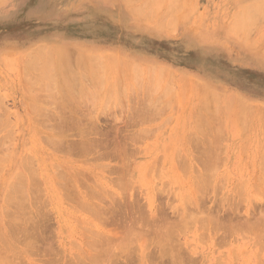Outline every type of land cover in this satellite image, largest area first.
I'll return each mask as SVG.
<instances>
[{
    "label": "rangeland",
    "instance_id": "374dc122",
    "mask_svg": "<svg viewBox=\"0 0 264 264\" xmlns=\"http://www.w3.org/2000/svg\"><path fill=\"white\" fill-rule=\"evenodd\" d=\"M132 1L0 0V138H2V141L0 139V157L2 156L3 158H0V161L2 160L0 162V242H3L0 243V248L2 250H0V261L3 264H26V262H28V264H52V258L54 259L56 257V264L60 260L58 264H63V262H65L64 264H78L81 261H84L85 264H91L92 260L93 262L95 260L91 259V262H87L89 259L85 257L86 255H84V253L86 251L87 255L89 254L88 252H90V254L91 252L95 253L97 248L99 250H97V252H100L99 247L102 246L106 248V250L104 247L101 249L106 252L104 255L107 257L106 259L101 257L102 264H105V261L108 262L107 260H109L110 263L112 262L111 264H115L113 261H116L118 256L116 257L114 255H119V253H122L119 255L121 257H119V259L122 263L118 259V263L116 264H119V262L120 264H130L131 262L136 264L135 262H137V259L140 264L142 258L140 256L136 258V256L132 254L136 253V248L139 250L137 253L141 254L140 248L144 249V247L147 246V244L146 246L144 245L147 243V240L143 238L144 236L142 233L141 235L138 233V229L137 232L135 230H133V232L131 230L130 232L128 231V228H131L129 226L132 224L133 216L134 219L138 220L140 217L142 218L145 212L144 215L146 216H144V218L147 217V219H149L153 218L152 215H158V218H162V223H172L173 217V221L176 222L180 216L177 211H182L180 214L184 215L183 217L186 216L185 214H187L188 211L186 213V208L184 207H187V210L188 208L189 211L191 209V218L193 216L197 218L198 214H201V211H203V215L205 212V215H207V212L211 210L216 214L218 209H220V213H217L215 216L222 217L223 220L228 218V216L233 217L235 220H241V218L244 220L251 217L250 219L254 222V219L256 220L259 218V214L262 216L264 213V14H262L261 17V13L263 12H254V10L251 13L254 15H250L249 18L251 21V26H249L250 29L247 30L248 27H246V29H233L232 26L235 24L234 21H236L233 19L234 15L236 14L235 16L237 17L246 4L248 7V3H250V1L253 3L255 0H179L180 2H178V4L179 7L180 5L181 7L171 10L173 12H171L169 8H167L169 11H166L164 8L165 6H163V8L161 6L159 8L160 10L158 9L159 11L156 13L154 12L153 15L150 13L152 16L148 15L149 18L150 16L154 18L158 14V18H154L155 21L153 18H150V20L148 17H145L146 15L144 16V14L149 12V9L148 12H145L147 11L148 5L146 7L143 6L145 11L141 7L144 0ZM146 1L148 0L144 1V5L147 4ZM256 1L258 3V0ZM150 2L151 0H149L148 3ZM260 2L261 0L259 3ZM262 2L264 3V1ZM135 3L137 4V8L138 6L141 7L138 8L139 11L142 9L141 14L137 8L134 7L136 5ZM139 3L141 5H139ZM240 5L242 8H240ZM251 6H253V4ZM254 6L252 8H254ZM160 13L162 15H160ZM255 13H260V17L257 16V14L255 15ZM160 17L163 18L161 19ZM253 17L254 20H252ZM156 19L159 20L156 22ZM248 25H250V23ZM43 47L46 49L47 47L52 48V52L64 50L68 53L67 51L69 50L68 54H72L73 56L77 53H80L82 57H90L91 55V57L93 56L95 58L96 56L99 59L102 55L105 57L109 56L110 58H108L111 61L108 59L109 61L106 62L107 58L105 60V57L101 59L104 65H101L100 69L106 67L107 70H103V73H98L103 77L98 76V78L96 76L97 80L94 75L91 76L92 73L90 71H78V73L74 74L75 76L68 79L67 84L71 81V83H69L70 86L72 85L71 89L73 86L74 89H77L79 86L78 89L80 91H85L83 92L84 95L82 92H80V94H75L76 97L73 96L75 98L74 100L72 98L73 94L70 95L71 100L69 95L63 92V88L65 87L66 89L67 86L66 82L62 81L65 80V78L62 79L60 78L61 76H58L61 80V84L59 83L60 86L56 83L57 81L59 82L58 79H56L57 81L55 80L56 82L51 81V83H48L45 81V77H40L39 68L37 66H31L32 63H29L31 55H33L32 53H36V50L39 51V49L42 51L45 50ZM40 53L38 54L40 55ZM26 55L27 57L25 60ZM39 57L40 61H44L43 55ZM39 63L42 64V62ZM107 63H109V65ZM115 63H117V65ZM135 63L138 64L139 68L138 66H133L136 65ZM86 65H84V67ZM109 66L111 68L110 71H108ZM131 67L134 68L132 69ZM151 68H155V71ZM89 69L90 67L88 70ZM131 69H135L138 74L135 70V72H133ZM138 69L142 71H138ZM160 71L163 72L161 73L163 75L160 74ZM79 72L82 73L80 76ZM152 72H154V74ZM76 74H78V76ZM157 75L159 78H157ZM81 77L82 79H79ZM103 78L104 82L100 84V79L103 80ZM73 79L74 82L72 84ZM40 81H42L43 87L41 86L42 83H39ZM80 81L82 86L79 84ZM45 83L46 85L49 84V87L53 89H61L62 86V91L59 90L60 94L62 92V95L65 94L67 96H56V94H58L57 91L55 93V96L59 98H55L57 102L51 97L44 100L45 94L47 93L46 91H51V88L48 89L46 85L44 86ZM64 83L65 86L63 85ZM44 87H46L47 90H45L46 88ZM115 87H117L116 92L113 91ZM97 89L101 93H99ZM102 89L104 92L101 91ZM54 91L55 90H53V92ZM102 92L103 94L106 92L104 96H102ZM40 94L44 96V98H42L44 101L41 99L42 102L37 98L38 96L41 97ZM87 94L88 96H86ZM46 96L49 97L48 93ZM66 97L67 99L65 100ZM45 101H48V103ZM58 105L62 106V110H60L62 114L60 113L61 116L59 115V117H63L64 124L61 118L52 119L48 117L49 119H46L47 116H44L46 112L49 114V111L54 115L56 110V113L59 114L58 112L60 111L56 109ZM45 108L49 110H45V113H41V110L44 111ZM51 108L55 111L52 112V110H50ZM80 109L82 111H80ZM104 109L105 111H103ZM87 111L91 114L87 113ZM138 111L141 113H138ZM38 113H41L39 115L43 114L42 116L44 117L42 118H45L46 123L43 119L41 120V117L40 120L37 119ZM80 113L82 116L79 115ZM55 116L57 117V115H54V117ZM71 116H75L80 120L82 118L85 119L81 121L75 120V124L77 125L75 127L74 122L69 125L71 122L68 121V119L73 120L75 118H71ZM135 117H140V120ZM54 119H56L57 122L50 124ZM88 119H90L89 123ZM47 120L49 123H47ZM37 121H40V124H38ZM41 121H43V124ZM85 122H87L86 125ZM80 123H84V125H79ZM56 124H62L64 131H57ZM65 125L69 127L73 125L74 127H68L66 130L67 126L64 127ZM99 128H101V131ZM51 129H53V131ZM85 129L89 131L86 135L83 134ZM60 133L63 134L58 135ZM48 134H56L58 136V141H55L57 142L56 144L50 140L46 142L47 137L43 138V135L47 136ZM115 134L118 136L116 135L117 137H114ZM81 135H83V137H81ZM108 137L110 138L108 139ZM129 137L131 138L129 139ZM59 138L65 139V141L61 139L64 143L67 142V144H64V148L60 147L61 150L60 148L57 150L58 147L56 148L58 144L63 146V143H58L59 141L62 142ZM104 138L106 139L103 141L102 139ZM90 140H99L102 144H99L100 146L98 145L99 148L98 146H95V148L93 147L95 151H92V149L91 151L89 150L91 155L89 151H87L88 153H82V151L86 152V149L85 146V150H83V146L80 149V146L84 145V142H91ZM50 142L55 145L52 146L56 149L51 148V145L48 144ZM76 142L77 144H80L78 142H83L78 146L79 150L77 149ZM89 144L90 143H88V145ZM90 145L89 147H91ZM196 146H199L200 149ZM206 146L210 149H207ZM75 147L81 153L73 149ZM202 148H205L203 149L204 152ZM100 149H102L101 152L99 151ZM100 153L102 154L99 155ZM107 153L108 155H105ZM110 153L112 155H110ZM211 153L214 154L211 156ZM13 154L16 155L15 157L20 158H18L19 163L21 161L23 162L25 158V161L28 162L29 160L30 163H32L33 160L32 165L28 164V166L26 162L24 163L28 168L36 166V168L34 167L35 169L31 168V171L33 170L32 175H35V177L33 176L32 178H35V181H33V179L29 182V184H32V186L30 185L29 187V192L25 193L24 190L19 192L15 187L16 183L13 179L9 181L10 183H3L1 181L2 178H10L11 174H13V176L15 175L14 172H16V168H12V161H10ZM194 154H196V156ZM98 155L101 156V158H99ZM197 155L201 156L198 157ZM216 155L217 158H215ZM30 157L32 160H30ZM201 159L208 160H205V164ZM209 163H211V165ZM101 164L105 166L102 167ZM57 166L58 168H56ZM206 167L207 169H209V167L211 168L205 170ZM55 169L58 173H56ZM26 170L28 171V169ZM108 170L110 172H107ZM204 170L210 171L213 174H211L213 180L207 177L208 174L210 175L209 172L206 175L203 174L207 173L204 172ZM35 171H37L38 174ZM24 172L26 173L25 169ZM122 172L126 175L123 176ZM201 172L202 174H200ZM193 174L195 175L193 176ZM36 175H38V177ZM60 175L63 177H60ZM198 175H200L201 178L200 176L198 177ZM119 176L121 177L119 178ZM202 176L205 177L204 180L206 183L203 181L204 177L202 178ZM69 177L70 180L67 179ZM108 177H111L110 179L113 181L109 180ZM197 177L199 181L196 179ZM36 178H39L41 185ZM36 180L39 183H36ZM69 181H73L72 184L69 183ZM123 182L125 187H128L127 189H124V184H121ZM114 183L115 186H113ZM10 184H13V186ZM34 184L36 185L33 186ZM102 186L103 188H101ZM14 187L16 188V192L13 190ZM41 187L43 188L41 189ZM201 187H203V189ZM91 189L94 190H92L95 193L93 196H97L96 198H90ZM102 189L103 191L106 190V192L104 193ZM121 189H123L122 192ZM39 190L42 194L41 192L39 193ZM201 190L205 193L203 194V198ZM9 191L11 192V197L8 198V193L6 192ZM88 191H90V193ZM96 191L99 193H96ZM108 191H111V193ZM72 192L75 194H72ZM196 193H198V195ZM64 194L66 195L63 196ZM88 194L90 197H86ZM185 194H188L187 196H190V198H186ZM37 195L40 196L38 197ZM34 196L36 198H34ZM13 197L19 199L17 200ZM196 197L198 200H195V202L194 199ZM184 198L187 199V205V202L183 201ZM41 199L42 203L40 201ZM204 199L207 204H205L206 202ZM28 202L33 205H28ZM35 203L37 204L35 205ZM84 203H90V206L96 204L95 207H98L97 209L93 207V209H88V205L85 207V210L84 208L80 209L81 206H78L81 204L82 207H84ZM92 203L94 204L91 205ZM179 203L180 206L178 205ZM195 203H200L199 210L197 207L194 209L196 205L194 206L193 204ZM202 203L203 205H201ZM125 204L130 206L128 207ZM114 205H119L120 210L117 208L118 206L113 209ZM218 205L221 206L218 207ZM134 206H136V208ZM141 206L142 211L144 207V212L141 211L142 213L140 212ZM107 207H109V209L106 210L105 208ZM156 207L159 210L156 211ZM211 207L213 209H211ZM20 208H24V212H22ZM102 208L106 213H104L105 211L103 210L101 211ZM145 208H147L148 211ZM177 208H180V210H176ZM200 208H202L201 211ZM193 209L194 211L197 210V212L195 211V213H198L196 216H192ZM115 210L119 211L116 212L117 215L115 214ZM2 211L5 212L2 213ZM258 211L260 213H258ZM155 212L158 213L156 214ZM159 213L161 216H159ZM225 213L227 214L225 215ZM188 214L185 218L188 217ZM128 215L131 217L129 218ZM107 216L109 218H107ZM137 216L139 218H137ZM165 216H167V218ZM102 218H104L105 222L101 220ZM191 218L182 220V222L189 221L188 223H184L186 224L184 228L178 226L182 224L179 219L181 223L179 224L176 222L178 227L174 228L177 230H172L173 236H176H174V238L171 237L176 251H184L185 253H183L191 258L190 260L192 261L189 260L188 262V259H186L185 264L186 261L187 264H261L264 262V234L262 235L263 238H261V234L264 233V226H260V235L259 232H256L258 231L257 228V230L255 229L254 235V230L250 232L253 228L246 227L245 225L238 227L237 231L235 228L233 232L224 230L226 227L217 230L215 228L213 230L211 226L209 230V227L206 226L205 230V224L201 221L189 220ZM117 219H119L118 221L121 220V222H118ZM164 219L165 222L163 221ZM127 220L130 221L128 222ZM190 221L192 223H190ZM23 222L25 226H21ZM30 222L33 224L31 225ZM101 222L104 223L102 224ZM117 222L119 225L121 223V227ZM130 222L131 224H129ZM199 222L202 223L204 227L201 226ZM123 223L125 224L123 225ZM110 224L114 225L111 226ZM190 224L191 228L188 226ZM14 225L16 226L15 229L13 228ZM35 226L37 231L35 230ZM37 226H39L38 229ZM137 226L135 228H137ZM192 226H194V228ZM199 226L204 229H197ZM88 228H90L89 231L92 230V232H88ZM20 229H23V231ZM221 229L224 233L220 231ZM14 230H16V233ZM29 231H31V233H29ZM182 231L184 232L182 233ZM217 231L218 233H215ZM8 232H10V234ZM83 233H85V235ZM98 233L100 235L104 234V236L101 235V238H98ZM132 233L135 235H133V238L135 237L137 240H141L139 239L140 236L146 242L143 244L144 240L141 242H136L135 238L132 240V235H129ZM116 234H120L122 237H119V235L117 238ZM150 235L147 239L150 238ZM93 236L96 238L95 240L92 238ZM256 236L258 237L257 240L255 239ZM114 237H116L115 239L120 238L121 240L119 241L120 243L122 241L123 244L119 245V241L116 240L118 242L117 244ZM125 237L127 239L129 238V241L125 242L126 239H122ZM18 238L22 239V241ZM46 238L47 240H45ZM97 238L99 240H97ZM42 239L43 241H41ZM104 239L106 241H104ZM202 239L205 241L203 242ZM130 240L135 243H131ZM5 241L7 242L5 243ZM30 241L32 244L29 243ZM95 241L98 244H96ZM107 242H111V245ZM112 242L119 247L115 245L117 248L114 246V249ZM124 242L126 245H124ZM4 243L5 245H3ZM100 243L102 246H100ZM130 243L132 245H137L132 246ZM140 243L144 246L142 245L143 247H141ZM103 244L112 246L108 249L110 252L107 250L106 245ZM178 244L181 249L178 247ZM38 245L41 248H39ZM89 245L94 246L92 250H90L91 246ZM127 245L129 246L128 248ZM130 245L133 249V251L131 249V252H134L135 248V253L130 254V251H126V248L128 250L130 249ZM51 246L53 247L51 248ZM120 246L125 248L126 257H124L125 251H123ZM17 247H19L18 249H20L19 251L22 255H20V258L24 259V261L25 259L27 260L25 263L23 260H21V262L20 258L19 261L16 262L18 260L16 258L19 257V255H16L18 253H15L18 251ZM151 248L155 250L153 245L149 247V250ZM11 249L12 253H10ZM25 249H27L29 253L26 252L27 250ZM39 249H42V251ZM48 249L50 250L49 252ZM111 250L113 252L116 250V252L112 253ZM119 250L122 251L120 252ZM258 250L260 252L262 251V253ZM36 252H38V255ZM50 252H54L56 255ZM75 252L78 253V256L81 255L85 258H79ZM3 253L7 257L3 256ZM13 253L15 254L13 255ZM12 255H16V257H12ZM128 255H132L134 260L131 261V256L128 259ZM151 255L146 257V260L149 262L144 258L142 264L161 263L159 257L158 262L156 255H153L156 258H151ZM192 255L196 256L193 258L194 260L192 259ZM31 256L34 257V260ZM38 256L40 258L42 257V259L40 260ZM65 256L67 258H65ZM4 257L10 262L5 260ZM49 257L52 262L49 261ZM88 257L91 258L90 256ZM46 258L49 262L45 261V263L44 260H46ZM75 258H79L78 261H81L78 262ZM101 258H99V261L97 260L98 263L95 261L94 264H101ZM13 259H15L14 261L16 263L12 262ZM73 259L75 261H73ZM110 259H112V261ZM82 262L80 264H82Z\"/></svg>",
    "mask_w": 264,
    "mask_h": 264
},
{
    "label": "bare ground",
    "instance_id": "6f19581e",
    "mask_svg": "<svg viewBox=\"0 0 264 264\" xmlns=\"http://www.w3.org/2000/svg\"><path fill=\"white\" fill-rule=\"evenodd\" d=\"M131 1H132V0H131ZM134 1H137V0H133L132 2H134ZM140 1H141V0H140ZM144 1H145V0H144ZM144 1H143V3H142V6H141L142 9L144 10L143 6L146 7L147 5H148V7H147V11H145V10H144V11H145V12H148V9H149V12H148L149 14H148V13H147V14H144V16L146 15L145 17H148V15H151L150 13H152V15H153L154 12L156 13L157 11H159V10H160L159 8H160L161 6H162V8H163V6H165L164 8H165L166 11H169V10H167V8H169L170 11H171V10H175V9H178V8L181 7V5H180V7H179V4H178V2H180L179 0H151L150 3H148V2H149V0H148V1H146L147 4H145V5H144ZM253 1H254V0H253ZM259 1H260V0H258V3H257L256 0H255V2H253V3H251V1H250V3H248V7H247V4L245 3V4H246V5H245L246 7L244 6V8H242V6L240 5V8H242L243 10L241 11L240 14H238L237 17L235 16L236 14L234 15V18H233V19L236 20V21H234L235 24H234V23H233V24H234L236 27L233 25V26H232L233 29H246V27H248L247 30L250 29L249 26H251V21L249 20V18H250V15H252V16L254 15V14H251L254 10H255L254 12H260V13L263 12V13H261V17H262V14H264V3H263L262 1H264V0H261L260 3H259ZM146 2H145V3H146ZM137 3H138V2H137ZM254 3H255V6H254ZM129 4H130V3H129ZM135 4H136V3H135ZM252 4H253L254 8H252V7H253V6H251ZM139 5H141V4L139 3ZM131 6H132V5H131ZM136 6H137V4H136L134 7H136ZM250 6H251V8H250ZM134 7H133V8H134ZM141 7L138 6V8H141ZM136 8H137V7H136ZM138 8H137V10L139 11ZM142 9L139 11L140 14H141V12H142ZM158 9H159V10H158ZM251 9H253V10H251ZM131 10H134V9H131ZM137 10H136V11H137ZM163 10H164V9H163ZM238 10H239V9H238ZM257 10H258V11H257ZM134 11H135V10H134ZM138 11H137V12H138ZM144 11H143V12H144ZM150 11H151V12H150ZM161 11H162V10H161ZM166 11H165V12H166ZM139 12H138V13H139ZM145 12H144V13H145ZM162 12H163V11H162ZM162 12H161V13H162ZM171 12H173V11H171ZM161 13H160V15L163 14V13H162V14H161ZM167 13H168V12H167ZM260 13H259V14H260ZM256 14H257V16H259L258 13H255V15H256ZM152 15H151V16H152ZM142 16H143V15H142ZM151 16H150V18H151ZM155 16H156V14H155ZM235 17H236V18H235ZM259 17H260V16H259ZM148 18H149V17H148ZM150 18H149V19H150ZM152 18H153V17H152ZM152 18H151V19H152ZM154 18H158V14H157V16L154 17ZM154 18H153V20H154ZM160 18H161V17H160ZM162 18H163V17H162ZM162 18H161V19H162ZM256 18H258V17H256ZM256 18H255V19H256ZM151 19H150V20H151ZM258 19H259V18H258ZM258 19H257V20H258ZM261 19H262V18H261ZM158 20H159V19H158ZM158 20L156 19V22H157ZM252 20H254V17L252 18ZM154 21H155V20H154ZM256 22H257V21H256ZM256 22H255V23H256ZM249 23H250V25H248ZM255 23H253V24H255ZM38 48H39V47H38ZM43 48H45V47H43ZM50 49H51V50H50ZM40 50H41V49H39V51L36 50V53H35V52L32 53L33 55H31V58H30L31 60H30L29 63H32L31 66H37V67L39 68V71H40V74H41L40 77H42V76H43L42 78L45 77V81L48 82V83H51V81H55L56 79H58L59 82H58L57 80H56L57 82H56V81H55V82L58 83V85L60 86V84H61L60 81H61V80L59 79L58 76H61L60 78H62V79L65 78V80H62V81H65L66 84H67L68 79H70V78H72L73 76H75L74 74H75V73H78V71H85V72H89V71H90V72L92 73L91 76L94 75V77H96V76H97V77H98V76H99V77H103V76H100L98 73H101V72L103 73L104 71L107 70L106 67H103V68L100 69V66H101V65H102V66L104 65L103 60H101L102 58L104 59V57H105V56H103V55H102V57L99 56L100 59H99L98 57H96V56H95V58H94L93 56L91 57V55H90V57H88V56H84V57H85V58H84V57L81 56L80 53L75 54V56H73L72 54H71V55L68 54V53H69V50L67 51L68 53H66V51H64V50H60V52H57V51H54V50H53L54 52H52V48H50V47H49V48L47 47V49L45 48V50H43L44 52H43L42 50H41V51H40ZM33 51H34V50H33ZM33 51H32V52H33ZM45 51H47V52H45ZM40 52H42V53H40ZM51 52H52V53H51ZM30 53H31V52H30ZM38 53H40V55H39ZM35 54H36V56H35ZM49 54H50V55H49ZM88 54H89V53H88ZM88 54H87V55H88ZM103 54H105V53H103ZM41 55H43V57H44V58H43L44 61H40V59H39L40 57H39V56H41ZM76 55H77V56H76ZM79 55H80V56H79ZM83 55H84V54H83ZM29 56H30V55H29ZM78 56H79V57H78ZM113 56H114V55H113ZM26 57H27V55L25 56V60H26ZM32 57H33V60H32ZM35 57H36V58H35ZM86 57H87V58H86ZM108 57H109V56H106V57H105V60H106V58H107L106 62L110 60V59H109L110 57H109V58H108ZM119 57H120V56H119ZM119 57H118V58H119ZM96 58H97V59H96ZM43 59H42V60H43ZM83 59H85V60H83ZM108 59H109V60H108ZM120 59H121V58H120ZM35 60H36V61H35ZM37 60H38V62H37ZM117 60H119V59H117ZM85 61H86V62H85ZM110 61H111V60H110ZM119 61H120V60H119ZM119 61H118V62H119ZM122 61H123V60H122ZM122 61H121V62H122ZM26 62H27V61H26ZM39 62H42V64H40ZM38 63H39V64H38ZM86 64H87V65H86ZM89 64H90V65H89ZM105 64H106V63H105ZM107 64L109 65V63H107ZM115 64L117 65V63H115ZM115 64H114V65H115ZM135 64H136V63H135ZM28 65H29V64H28ZM84 65H86V66L84 67ZM111 65H112V64H111ZM141 65H142V64H141ZM133 66L137 67L138 64L133 65ZM37 67H36V68H37ZM87 67H88V68L90 67V69L88 70ZM112 67H113V66H112ZM121 67H122V66H121ZM152 67H153V66H152ZM114 68H115V67H114ZM116 68H117V67H116ZM123 68H124V67H123ZM127 68H128V67H127ZM131 68H132V67H131ZM133 68H134V67H133ZM133 68H132V69H133ZM138 68H139V66H138ZM142 68H143V67H142ZM161 68H162V67H161ZM80 69H81V70H80ZM86 69H87V71H86ZM99 69H100V70H99ZM110 69H111V68H110V66H109V70H108V71H110ZM132 69H131V70H132ZM151 69H153V68H151ZM154 69H155V68H154ZM154 69H153V70H154ZM159 69H160V68H159ZM35 70H36V69H35ZM37 70H38V69H37ZM103 70H104V71H103ZM134 70H135V69H134ZM134 70H132V71L135 72L136 70H135V71H134ZM153 70H152V71H153ZM160 70H161V69H160ZM164 70H165V69H164ZM39 71H38V72H39ZM138 71H142V70H139V69H138ZM154 71H155V70H154ZM161 71H163V70H161ZM161 71H160V74L164 72V71H163V72H161ZM118 72H119V71H118ZM108 73H109V72H108ZM136 73L138 74L137 71H136ZM136 73H135V74H136ZM152 73L154 74V72H152ZM38 74H39V73H38ZM81 74H82V73L79 72V76H80ZM86 74H87V73H86ZM89 74H90V73H89ZM118 74H119V73H118ZM133 74H134V73H133ZM170 74H171V73H170ZM76 75L78 76V74H76ZM158 75H159V73H158ZM158 75H157V78H159ZM161 75H163V74H161ZM82 76H83V75H82ZM37 77H38V76H37ZM40 77H39V80H40ZM55 77H56V78H55ZM97 77H96V80H97ZM99 77H98V78H99ZM127 77H128V76H127ZM47 78H48V79H47ZM74 78H75V77H74ZM90 78H91V77H90ZM79 79H82V77L79 78ZM36 80H37V79H36ZM48 80H49V81H48ZM76 80H77V77H76ZM33 81H34V80H33ZM160 81H161V80H160ZM171 81H172V80H171ZM73 82H74V79L72 80V84H73ZM85 82H86V81H85ZM87 82H88V81H87ZM101 82H104V78H103V80L100 79V84H101ZM36 83H37V82H36ZM39 83L41 84L42 81H40ZM39 83H37V84H39ZM48 83H47V84H48ZM59 83H60V84H59ZM69 83H71V81H69L68 84H67L68 88H67V86H66V89H65V87L63 88V92H64L65 94H68V95H69V98L71 97L70 95L73 94V95H72V98H73V100H74L75 98H74L73 96H75V94H77V93L80 94V92H82V91H80V90L78 89L79 86L77 87V89H74V88H73L74 86H73L72 89H74V90H72V89H71V86H72V85L70 86ZM80 83H81V81L79 82V84H80ZM94 83H95V82H94ZM157 83H158V82H157ZM171 83H172V82H171ZM81 84H82V83H81ZM81 84H80V85H81ZM45 85H46V83L44 84V86H45ZM55 85H56V84H55ZM58 85H57V86H58ZM63 85L65 86V83H64ZM83 85H84V84H83ZM102 85H103V83H102ZM119 85H120V84H119ZM41 86L43 87V83H42ZM46 86H47L48 89L51 88V87H49V86H50L49 84L46 85ZM59 86H58V87H59ZM69 86H70V87H69ZM76 86H77V85H76ZM81 86H82V85H81ZM84 86H85V85H84ZM88 86H89V84H88ZM95 86H96V85H95ZM100 86H101V85H100ZM101 87H102V86H101ZM103 87H104V85H103ZM44 88H46V87H44ZM47 88H46L45 90H47ZM69 88H70V89H69ZM87 88H88V87H87ZM89 88H90V87H89ZM91 88H93V87H91ZM108 88H109V87H108ZM116 88H117V87L114 88L115 90H113V89H110V90H113V91L116 92ZM204 88H205V87H204ZM52 89H53V88H51L52 93H51L50 90L46 91V92L48 93L49 97L46 96L47 93H46L45 91H43V92L46 93V94H45V98H44V96H41V94H40L41 97H39V96H38V97L36 96V97L39 98L38 100H39L40 102H42V100H43L42 98H44V100H47V98H50V97L53 98V100H55V101L57 102V99H59V98H57L56 96H64V95H65V94L62 95V92H61V94H60V91H59V90L62 91V86H61V89H60V88H56V89H58V90H56V89L54 88V89H53V90H55L54 92H53ZM64 89H65V90H64ZM80 89H81V88H80ZM95 89H96V88H95ZM205 89H206V88H205ZM43 90H44V89H43ZM78 90H79V91H78ZM82 90H83V89H82ZM87 90H88V89H87ZM93 90H94V89H93ZM97 90H98V89H97ZM107 90H108V89H107ZM110 90H109V92H110ZM49 91H50V92H49ZM57 91H58V94H60V95L56 94V96H55V93H56ZM90 91H91V90H90ZM95 91H96V90H95ZM98 91H99V90H98ZM101 91H103V89H102ZM83 92H85V91L83 90ZM83 92H82V94H83ZM86 92H87V91H86ZM91 92H93V91H91ZM103 92H104V91H103ZM103 92H102V94H103ZM38 93H39V92H38ZM99 93H101V92L99 91ZM105 93H106V92H105ZM105 93H104V94H105ZM89 94H90V93H89ZM93 94H94V93H93ZM93 94H92V95H93ZM102 94H101V95H102ZM104 94H103L102 96H104ZM114 94H115V93H114ZM116 94H117V93H116ZM35 95H36V94H35ZM43 95H44V94H43ZM83 95H84V94H83ZM98 95H99V94H98ZM65 96H67V95H65ZM65 96H64V97H65ZM86 96H88V94H87ZM75 97H76V96H75ZM93 97H94V96H93ZM211 97H212V96H211ZM55 98H57V99H55ZM69 98H68V99H69ZM96 98H97V97H96ZM117 98H118V97H117ZM41 99H42V100H41ZM62 99H63V98H62ZM66 99H67V97L65 98V100H66ZM70 99H71V98H70ZM86 99H87V98H86ZM213 99H214V98H213ZM44 100H43V101H44ZM71 100H72V99H71ZM71 100H70V101H71ZM94 100H95V99H94ZM214 100H215V99H214ZM55 101H54V102H55ZM58 101H59V100H58ZM92 101H93V100H92ZM45 102L48 103V101H45ZM59 102H60V101H59ZM72 102H73V101H72ZM72 102H71V103H72ZM93 102H94V101H93ZM43 103H44V102H43ZM43 103H42V104H43ZM94 103H96V102H94ZM149 103H150V102H149ZM40 104H41V103H40ZM73 104H74V103H73ZM77 104H78V103H77ZM98 104H99V103H98ZM146 104H147V103H146ZM150 104H151V103H150ZM242 104H243V103H242ZM244 104H245V103H244ZM62 105H63V104H62ZM152 105H153V104H152ZM152 105H151V106H152ZM245 105H246V104H245ZM63 106H65V105H63ZM66 106H67V105H66ZM145 106H146V105H145ZM148 106H149V105H148ZM148 106H147V107H148ZM153 106H154V105H153ZM40 107H41V106H40ZM56 107H57V106H56ZM56 107H55V108H56ZM58 107H59V108H58ZM58 107H57L56 109H58L59 111L62 110V109H61L62 106H59V105H58ZM92 107H93V106H92ZM53 108H54V107H53ZM63 108H64V107H63ZM134 108H135V107H134ZM142 108H143V107H142ZM142 108H141V109H142ZM145 108H146V107H145ZM145 108H144V109H145ZM242 108H243V107H242ZM71 109H73V108H71ZM100 109H101V108H100ZM105 109H106V106H105ZM105 109H104L103 111H105ZM132 109H133V108H132ZM45 110H46V108L44 109V111L41 110V111H42L41 113H43V112L45 113V112H46L47 110H49V109L47 108V110H46V111H45ZM50 110H52V112L55 111V110L53 111L52 108H51ZM88 110H89V109H88ZM94 110H95V109H94ZM147 110H148V109H147ZM149 110H150V108H149ZM154 110H155V107H154ZM245 110H246V108H245ZM80 111H82V110L80 109ZM100 111H102V110H100ZM134 111H135V110H134ZM56 112H57V110L55 111L54 115H57V117H56V116L54 117L53 113H50V111H49V114H47V112H46L47 115L44 114V116H45V117L47 116L46 119H49L48 117H51L52 119H53V118H56V119H57V118H61V117H59L61 111L58 112L59 114H57ZM70 112H71V111H70ZM148 112H151V111H148ZM156 112H157V110H156ZM4 113H6V112H4ZM35 113H36V112H35ZM41 113H38V114H37V115L39 116V118H38V116H37V119H39V120H40V117H41V120L43 119L42 117H44V116H42L43 114H42V115H39V114H41ZM83 113H85V112H83ZM87 113H90V112L87 111ZM135 113H136V112H135ZM138 113H141V112L138 111ZM51 114H52V116H51ZM61 114H62V113H61ZM74 114H75V112H74ZM85 114H86V113H85ZM85 114H84V115H85ZM90 114H91V113H90ZM136 114H137V113H136ZM146 114H147V113H146ZM35 115H36V114H35ZM49 115H50V116H49ZM72 115H73V114H72ZM79 115L82 116L81 113H80ZM139 115H140V114H139ZM139 115H138V116H139ZM143 115H144V114H143ZM149 115H150V114H149ZM151 115H152V114H151ZM60 116H61V115H60ZM90 116H92V115H90ZM74 117H75V116H73V117L71 116V118H74ZM83 117H84V116H83ZM93 117H94V116H93ZM140 117H141V116H140ZM140 117H139V118L135 117V118L140 120ZM144 117H145V116H144ZM147 117H149V116H147ZM71 118H70V119H71ZM75 118H76V117H75ZM75 118L73 119L74 121H73V120H69V119L67 118L68 121L71 122L69 125H71L72 122H74V124H75V120H76V121H77V120H80V119H77V118L75 119ZM78 118H79V117H78ZM89 118H90V117H89ZM34 119H35V117H34ZM56 119H54V120H56ZM82 119L84 120L85 118H82ZM82 119H81V120H82ZM90 119H91V118H90ZM90 119H88V123H89V120H90ZM54 120H53V121H54ZM61 120H63V117L61 118ZM81 120H80V121H81ZM91 120H92V119H91ZM132 120H133V119H132ZM134 120H135V119H134ZM43 121L45 122V118L43 119ZM43 121H41V123H42ZM53 121H52V123H50V124H54V123L57 122V120L54 121V122H53ZM66 121H67V120H66ZM92 121H93V120H92ZM37 122H38V124H40V123H39L40 121H37ZM60 122H62V121H60ZM60 122H58V123H60ZM95 122H96V121H95ZM45 123H46V122H45ZM47 123H49L48 120H47ZM76 123H77V122H76ZM86 123H87V122H85V125H86ZM93 123H94V122H93ZM34 124H36V123H34ZM42 124H43V123H42ZM63 124H64V120H63ZM4 125H5V124H4ZM57 125H58V126H57ZM79 125H84V123H82V124L80 123ZM87 125H88V124H87ZM100 125H101V124H100ZM41 126H43V125H41ZM44 126H45V125H44ZM55 126H56V130H57V131H59V132L64 131L62 124H60V125H59V124H56ZM66 126H67V125H65L64 127H66ZM74 126L76 127L77 125L75 124ZM74 126L72 125V127H74ZM93 126H94V125H93ZM101 126H102V125H101ZM45 127H46V126H45ZM68 127H69V126L66 127V130L68 129ZM72 127H69V128H72ZM50 128H51V127H50ZM89 128H90V127H89ZM97 128H98V127H97ZM116 128H117V127H116ZM75 129H76V128H75ZM99 129H100V131H101V128H99ZM99 129H98V130H99ZM118 129H119V128H118ZM49 130H50V129H49ZM51 130L53 131V129H51ZM69 130H70V129H69ZM86 130H87V129H85V131H86ZM98 130H97V131H98ZM115 130H116V129H115ZM0 131H1V130H0ZM52 131H51V132H52ZM85 131L83 132V134L86 135L87 132H89V131H88V130H87L86 132H85ZM100 131H99V132H100ZM120 131H121V130H120ZM38 132H39V131H38ZM103 132H104V131H103ZM106 132H107V130H106ZM109 132H110V131H109ZM48 133H50V132H48ZM117 133H118V130H117ZM120 133H121V132H120ZM43 134H44V133H43ZM62 134H63V133H62ZM62 134L60 133V134H58V135H62ZM77 134H78V133H77ZM98 134H99V133H98ZM106 134H107V133H106ZM106 134H105V135H106ZM122 134H123V132H122ZM124 134H125V133H124ZM126 134H128V133H126ZM64 135H65V134H64ZM75 135H76V133H75ZM75 135H74V136H75ZM116 135H117V134H115L114 137H117V136H118V135H117V136H116ZM100 136H101V135H100ZM41 137H42V134H41ZM41 137H40V138H41ZM44 137H45V138L47 137V140L45 139L46 142H47L48 140H50L51 142L53 141L55 144L57 143V142H55V141L57 140V138H58V136H57L56 134H51V135L48 134L47 136H44V135H43V138H44ZM81 137H83V135H81ZM96 137H97V136H96ZM106 137H107V136H106ZM121 137H122V136H121ZM125 137H126V135H125ZM4 138H5V137H4ZM43 138H42V140H43ZM109 138H110V137H108V139H109ZM127 138H128V136H127ZM130 138H131V137H129V139H130ZM0 139H1V141H2V138H0ZM61 139H63V138H59V140H61ZM105 139H106V138H104V139H102V140L104 141ZM63 140L65 141V139H63ZM63 140H61L62 142H60V141L58 142V143H60V144L63 143V146H61V145H59V144L56 145V148L58 147L57 150H58L60 147H61V148H64V147H65L64 144H67V142L64 143ZM77 140H78V139H77ZM102 140H101V141H102ZM112 140H113V138H112ZM57 141H58V140H57ZM74 141H75V139H74ZM90 141H91V140H90ZM107 141H108V140H107ZM109 141H110V140H109ZM109 141H108V142H109ZM122 141H123V140H122ZM122 141H120V142H122ZM127 141H128V140H127ZM43 142H44V141H43ZM46 142H45V143H46ZM48 142H49V141H48ZM51 142H50V143H51ZM70 142H71V141H70ZM110 142H111V141H110ZM123 142H124V141H123ZM123 142H122V143H123ZM50 143H48V144L51 145V148H55V147H54L55 145H54L53 143H51V144H50ZM78 143L82 144L83 142H78ZM86 143H87V142H84V143H83L84 145H81V146H80V149H81L82 146H83V147H82L83 150L86 149V152H85V151H82V153H83V152H84V153H88L87 151H89V150L91 151V149H92V151H95V150H94L95 146L97 147L99 144H100V145L102 144V142L100 143L99 140H96V141H93V140H92L91 142L88 141V143L92 144V145L89 144L91 147H89L88 143H87V145H86ZM113 143H114V142H113ZM115 143H116V140H115ZM129 143H130V142H129ZM76 144H77V142H76ZM80 144H77V149H78V146H79ZM52 145H54V146H52ZM100 145H99V146H100ZM118 145H119V144H118ZM118 145H117V146H118ZM120 145H121V143H120ZM0 146H1V145H0ZM84 146H85V149H84ZM99 146H98V148H99ZM102 146H103V145H102ZM125 146H126V145H125ZM127 146H128V144H127ZM127 146H126V147H127ZM49 147H50V146H49ZM71 147H72V146H71ZM93 147H94V148H93ZM118 147H119V146H118ZM122 147H123V146H122ZM196 147H197V146H196ZM206 147H207V146H206ZM56 148H55V149H56ZM61 148H60V150H61ZM100 148H101V147H100ZM197 148L200 149L199 146H198ZM208 148H209V147H207V149H208ZM0 149H1V148H0ZM8 149H9V148H8ZM73 149H76V147L73 148ZM77 149H76V150H77ZM110 149H111V148H110ZM126 149H127V148H126ZM128 149H129V148H128ZM203 149H205V148H202V150H203ZM209 149H210V148H209ZM6 150H7V149H6ZM11 150H12V149H11ZM63 150H64V149H63ZM76 150H75V151H76ZM78 150H79V149H78ZM78 150H77V152H78V153H81V152H79ZM101 150H102V149H100L99 151L101 152ZM124 150H125V149H124ZM196 150H197V149H196ZM80 151H81V150H80ZM90 151H89V153H90ZM122 151H123V150H122ZM126 151H127V150H126ZM197 151H198V150H197ZM56 152H58V151H56ZM72 152H73V151H72ZM97 152H98V151H97ZM119 152H121V151H119ZM195 152H196V151H195ZM195 152H194V153H195ZM203 152H204V150H203ZM207 152H208V151H207ZM5 153H6V152H5ZM75 153H76V152H75ZM75 153H74V154H75ZM95 153H96V152H95ZM98 153H99V152H98ZM102 153H103V152H102ZM102 153H100L99 155H101ZM123 153H124V151H123ZM128 153H129V152H128ZM201 153H202V152H201ZM2 154H4V153H2ZM64 154H65V153H64ZM129 154H130V153H129ZM198 154H199V153H198ZM203 154H204V153H203ZM208 154H209V153H208ZM213 154H214V153H213ZM213 154L211 153V156H212ZM219 154H220V153H219ZM90 155H91V153H90ZM92 155H93V154H92ZM94 155H95V154H94ZM99 155H98V157L101 158V156H99ZM103 155H104V154H103ZM105 155H108V153L105 154ZM110 155H112V154L110 153ZM121 155H122V153H121ZM194 155L196 156V154H194ZM204 155H206V154H204ZM15 156H16V155L13 154V155L11 156V160H10V161H12V165H11L12 168H14V167L16 168V169H15L16 172H14V173H15V175H14L15 177L13 176V174H11V177H10V178H9V177L2 178L1 181H2L3 183H7V182H9V181H11V180L13 179L14 182L16 183V186H15V187L17 188V190H19V192H21L22 190H24L25 193H26V192H29V187H30V185L32 186V184H29V182H30L31 180H33V179H34L33 181H35V178H32L33 176L35 177V175H32V171H33V170L31 171L32 166L28 168V166H29L28 164H31V165H32L33 160H32L31 157H30L31 159L28 158V159L32 160V163H30V161H29L28 159H27L28 162L25 161V160H26V158H25V160H23V162L21 161V162L19 163V159H20V158L18 157V158H19V159H18V158L15 157ZM74 156H75V155H74ZM84 156H85V154H84ZM88 156H89V155H88ZM122 156H123V155H122ZM181 156H182V155H181ZM197 156H198V155H197ZM200 156H201V155H199L198 157H200ZM206 156H207V155H206ZM28 157H29V156H28ZM81 157H82V156H81ZM109 157H110V156H109ZM109 157H108V158H109ZM111 157H112V156H111ZM113 157H115V156H113ZM119 157H120V156H119ZM119 157H118V158H119ZM131 157H132V155H131ZM178 157H179V156H178ZM209 157H210V156H209ZM0 158L3 159L2 156H1ZM88 158H89V157H88ZM102 158H103V157H102ZM105 158H106V157H105ZM139 158H140V157H139ZM179 158H181V157H179ZM201 158H202V157H201ZM207 158H208V157H207ZM215 158H217V155H216ZM6 159H7V158H6ZM128 159H129V156H128ZM128 159H127V160H128ZM208 159H209V158H208ZM208 159H204V160L201 159V160H203V161L205 162V160H208ZM116 160H117V159H116ZM121 160H122V158H121ZM125 160H126V159H125ZM180 160H181V159H180ZM212 160H213V159H212ZM1 161H2V160H1ZM1 161H0V162H1ZM3 161H4V160H3ZM88 161H89V160H88ZM95 161H96V160H95ZM97 161H98V160H97ZM181 161H182V160H181ZM214 161H215V160H214ZM214 161H213V162H214ZM216 161H217V160H216ZM25 162L27 163L28 166H26V165L24 164ZM34 162H35V161H34ZM119 162H120V161H119ZM179 162H180V161H179ZM89 163H90V162H89ZM130 163H131V162H130ZM207 163H208V161H207ZM211 163H212V162H211ZM211 163H209V164L211 165ZM118 164H120V163H118ZM126 164H127V163H126ZM181 164H182V163H181ZM205 164H206V162H205ZM216 164H217V163H216ZM33 166H34V164H33ZM101 166L103 167V166H105V165L101 164ZM108 166H109V165H108ZM208 166H209V165H208ZM34 167L36 168V166H34ZM34 167H33L32 169H35ZM110 167H111V166H110ZM119 167H120V165H119ZM56 168H58V166H57ZM127 168H128V167H127ZM210 168H211V167H209V169H210ZM24 169H25L26 173L24 172ZM26 169H28V171H27ZM29 169H30V171H29ZM59 169H60V168H59ZM59 169H58V171H59ZM108 169H109V168H108ZM112 169H113V168H112ZM124 169H125V168H124ZM203 169H204V168H203ZM206 169H207V167L205 168V170H206ZM209 169H207V170H209ZM55 170H56V169H55ZM103 170H105V169H103ZM205 170H204V172H207V173H203V174L206 175V174H208V172H209L210 175L208 174L207 177H209L210 179H212V175H213V174H212L210 171H205ZM62 171H63V169H62ZM123 171H124V170H123ZM200 171H201V170H200ZM202 171H203V170H202ZM211 171H212V170H211ZM28 172H29V173H28ZM35 172L37 173V171H35ZM35 172H34V173H35ZM54 172H55V171H54ZM65 172H66V171H65ZM107 172H110V171L108 170ZM56 173H58L57 170H56ZM80 173H81V172H80ZM128 173H129V172H128ZM196 173H197V172H196ZM196 173H195V174H196ZM198 173H199V172H198ZM23 174H24V176H23ZM37 174H38V173H37ZM63 174H65V173H63ZM83 174H84V173H83ZM118 174H119V172H118ZM122 174H123V172H122ZM195 174H193V176H194ZM200 174H202V172H201ZM211 174H212V175H211ZM120 175H121V174H120ZM124 175H126V174H123V176H124ZM128 175H129V174H128ZM205 175H204V176H205ZM36 176L38 177V175H36ZM57 176H59V175H57ZM129 176H130V175H129ZM199 176H200V175H198V177H199ZM204 176H202V178H203ZM13 177H14V178H13ZM60 177H63V176L60 175ZM114 177H115V176H114ZM120 177H121V176H119V178H120ZM195 177H196V176H195ZM198 177L196 178L197 180H198ZM207 177H206V178H207ZM27 178H28V179H27ZM102 178H103V177H102ZM108 178H109V177H108ZM110 178H111V177H110ZM110 178H109V180H111ZM115 178H116V177H115ZM115 178H114V179H115ZM122 178H123V177H122ZM126 178H127V177H126ZM200 178H201V176H200ZM200 178H199V179H200ZM36 179H38V181H39V178H36ZM67 179L70 180V177L67 178ZM77 179H78V178H77ZM79 179H80V178H79ZM92 179H93V178H92ZM116 179H117V178H116ZM123 179H124V178H123ZM188 179H189V178H188ZM192 179H193V178H192ZM204 179H205V177L203 178V181L205 182ZM68 180H67V181H68ZM95 180H96V179H95ZM118 180H122V179H118ZM124 180H125V179H124ZM128 180H130V179H128ZM212 180H213V179H212ZM212 180H211V182H212ZM36 181H37V180H36ZM38 181H37L36 183H39V182H40L39 184L41 185V181H39V182H38ZM58 181H59V180H58ZM67 181H66V182H67ZM80 181H81V180H80ZM111 181H113V180H111ZM116 181H117V180H116ZM116 181H115V182H116ZM126 181H127V180H126ZM198 181H199V180H198ZM201 181H202V180H201ZM66 182H65V184L67 185ZM72 182H73V181H71V182L69 181V183H71V184H72ZM117 182H118V181H117ZM124 182H125V181H124ZM124 182L121 183V184H124ZM9 183H10V182H9ZM78 183H79V182H78ZM110 183H111V182H110ZM112 183H113V182H112ZM125 183H126V182H125ZM205 183H206V182H205ZM39 184H38V185H39ZM121 184H119V185L122 186ZM211 184H212V183H211ZM214 184H215V183H214ZM10 185L13 186V184H10ZM35 185H36V184H34L33 186H35ZM38 185H37V186H38ZM69 185H70V184H69ZM119 185H118V186H119ZM126 185H127V184H126ZM198 185H199V184H198ZM204 185H205V184H204ZM204 185H203V186H204ZM61 186H62V185H61ZM99 186H100V185H99ZM113 186H115V183H114ZM206 186H208V185H206ZM206 186H205V187H206ZM7 187H8V186H7ZM15 187H14V189H13L14 192H16V188H15ZM63 187H64V186H63ZM63 187H62V188H63ZM65 187H66V186H65ZM73 187H74V186H73ZM73 187H72V188H73ZM85 187H86V186H85ZM116 187H117V184H116ZM209 187H210V186H209ZM27 188H28V189H27ZM35 188H36V187H35ZM38 188H39V186H38ZM42 188H43V187H41V189H42ZM75 188H76V187H75ZM83 188H84V187H83ZM90 188H91V187H90ZM99 188H100V187H99ZM101 188H103V186H102ZM122 188H123V187H122ZM127 188H128V187H125V184H124V189H127ZM201 188L203 189V187H201ZM41 189H40V190H41ZM73 189H74V188H73ZM118 189H119V187H118ZM214 189H215V188H214ZM33 190H34V189H33ZM37 190H38V189H37ZM40 190H39V193L41 192ZM63 190H64V189H63ZM66 190H67V189H66ZM92 190H93V189H91V193H90V191H88V192L90 193V196H91V197L89 196V194L86 195V197H87V196L90 197V198L94 197L93 194H95V193L93 192L94 190H93V191H92ZM122 190H123V189H121V192H122ZM102 191H103V189H102ZM119 191H120V190H119ZM195 191H196V190H195ZM197 191H199V190H197ZM201 191H202V190H201ZM201 191H200V192H201ZM14 192H13V193H14ZM43 192H44V191H43ZM63 192H64V191H63ZM74 192H75V191H74ZM84 192H85V189H84ZM100 192H101V191H100ZM103 192L105 193L106 190L103 191ZM108 192L111 193V191H108ZM6 193H8V196H7L8 198L11 197V192H10V191H9V192H6ZM22 193H23V192H22ZM33 193H34V192H33ZM37 193H38V192H37ZM37 193H36V194H37ZM96 193H99V192L96 191ZM210 193H211V191H210ZM41 194H42V192H41ZM43 194H44V193H43ZM72 194H75V193L72 192ZM76 194H77V193H76ZM83 194H86V193H83ZM101 194H102V193H101ZM107 194H109V193H107ZM115 194H116V193H115ZM123 194H124V193H123ZM196 194L198 195V193H196ZM201 194H202V198H203V194H205V193L202 191ZM24 195H25V194H24ZM24 195H23V196H24ZM31 195H32V194H31ZM65 195H66V194H64L63 196H65ZM67 195H68V194H67ZM113 195H114V194H113ZM121 195H122V194H121ZM157 195H158V194H157ZM185 195H186V198H187V197L190 198V196H187L188 194H185ZM18 196H19V194H18ZM25 196H26V195H25ZM25 196H24V197H25ZM37 196H38V195H37ZM39 196H40V195H39ZM39 196H38V197H39ZM41 196H42V195H41ZM44 196H45V194H44ZM44 196H43V197H44ZM69 196H70V195H69ZM75 196H76V195H75ZM98 196H99V195H98ZM109 196H110V195H109ZM199 196H200V194H199ZM5 197H6V196H5ZM19 197H20V196H19ZM28 197H29V196H28ZM96 197H97V196H96ZM96 197H94V198H96ZM99 197H100V196H99ZM101 197H102V196H101ZM122 197H123V196H122ZM191 197H192V196H191ZM13 198H14V199H17V200L19 199V198H15V197H13ZM22 198H23V197H22ZM34 198H36V197L34 196ZM73 198H74V197H73ZM80 198H81V197H80ZM135 198H136V197H135ZM178 198H179V197H178ZM186 198H184V200H183L184 202H187V199H186ZM199 198H200V197H199ZM25 199H26V197H25ZM27 199H28V198H27ZM31 199H32V197H31ZM43 199H44V198H43ZM193 199H194V198H193ZM206 199H207V198H206ZM23 200H24V198H23ZM29 200H30V198H29ZM35 200H36V199H35ZM35 200H34V201H35ZM86 200H87V199H86ZM92 200H93V199H92ZM94 200H95V199H94ZM191 200H192V199H191ZM195 200H198L197 197L194 199V201H195ZM19 201H20V200H19ZM26 201H28V200H26ZM34 201H33V202H34ZM40 201H41V203H42V199H41ZM81 201H82V200H81ZM112 201H113V200H112ZM114 201H115V200H114ZM159 201H160V200H159ZM159 201H158V202H159ZM204 201H205V199H204ZM204 201H203V202H204ZM219 201H220V200H219ZM24 202H25V201H24ZM24 202H22V203H24ZM31 202H32V201H31ZM75 202H77V201H75ZM84 202H87V201H84ZM93 202H94V201H93ZM105 202H106V201H105ZM189 202H190V201H189ZM195 202H196V201H195ZM205 202H206V201H205ZM205 202H204V203H205ZM208 202H209V200H208ZM213 202H215V201H213ZM7 203H8V202H7ZM81 203H82V202H81ZM87 203H88V202H87ZM87 203H86V204H87ZM94 203H95V202H94ZM94 203H92L91 205H93ZM100 203H101V202H100ZM135 203H137V202H135ZM142 203H143V202H142ZM36 204H37V203H35V205H36ZM78 204H79V203H78ZM78 204H77V205H78ZM82 204H83V203H82ZM86 204L84 203V207H82V205L80 204L78 207L81 206L80 209H81V208H84V210H85V209H86L85 207H87L90 203L87 204V205H86ZM129 204H132V203H129ZM145 204H146V203H145ZM187 204H188V202L186 203V205H187ZM190 204H191V203H190ZM205 204H207V202H206ZM213 204H214V203H213ZM213 204H212V205H213ZM20 205H21V204H20ZM28 205H33V204H32V203L29 204V202H28ZM28 205H27V206H28ZM95 205H96V204H94L93 206H90V205H89L87 208H88V209H90V208H91V209H93V208H94V209H95V208L97 209L98 206L95 207ZM111 205H112V204H111ZM119 205H120V204H119ZM119 205H116V206L114 205L113 209H114L115 207L118 206L117 208H119V210H120ZM122 205H123V204H122ZM125 205H127V204H125ZM178 205L180 206V203H179ZM184 205H185V204H184ZM184 205H183V206H184ZM193 205H194V206L196 205L194 209H196V207H197L198 210H199L200 203H195V204H193ZM201 205H203V203H202ZM209 205H210V204H209ZM7 206H8V205H7ZM17 206H18V205H17ZM17 206H15V207H17ZM127 206L129 207L130 205H127ZM132 206H133V205H132ZM139 206H140V205H139ZM143 206H144V205H143ZM170 206H172V205H170ZM190 206H191V205H190ZM220 206H221V205H220ZM220 206L218 205V207H220ZM18 207H19V206H18ZM20 207H21V206H20ZM22 207H23V206H22ZM33 207H34V206H33ZM41 207H42V206H41ZM92 207H93V208H92ZM125 207H126V206H125ZM134 207L136 208V206H134ZM204 207H206V206H204ZM27 208H29V207H27ZM45 208H46V207H45ZM45 208H44V209H45ZM111 208H112V207H111ZM111 208H110V209H111ZM130 208H133V207H130ZM130 208H129V209H130ZM138 208H139V207H138ZM138 208H137V209H138ZM156 208H157V207H156ZM174 208H176V207H174ZM174 208H173V209H174ZM180 208H181V207H180ZM180 208H179V209L177 208L176 210H180ZM184 208H186V210H185L186 213H187V211H188V213H189V214L187 213V214H188V217H187V218H191V217H190V214H191L190 211H191V209H190V211H189V208H188V210H187V207H184ZM202 208H203V207H202ZM202 208H200V211H201ZM20 209H22V208H20ZM20 209H19V210H20ZM25 209H26V208H25ZM31 209H32V207H31ZM31 209H30V210H31ZM105 209L107 210V209H109V207H107V208H105ZM113 209H112V210H113ZM129 209H128V210H129ZM145 209H147V208H145ZM194 209L192 210L193 213H195V211L197 212V210L194 211ZM205 209H206V208H205ZM205 209H204V210H205ZM207 209H208V208H207ZM211 209H213V208L211 207ZM23 210H24V208L22 209V212H24ZM30 210H29V211H30ZM32 210H33V209H32ZM32 210H31V211H32ZM41 210H42V209H41ZM99 210H100V209H99ZM102 210H103V208L101 209V211H102ZM123 210H124V209H123ZM126 210H127V209H126ZM138 210H140V209H138ZM138 210H137V211H138ZM157 210H159V209L157 208L156 211H157ZM161 210H162V209H161ZM166 210H167V208H166ZM219 210H220V209H218V212H217V213H220ZM227 210H228V209H227ZM229 210H230V209H229ZM10 211H11V210H10ZM103 211H105V210H103ZM108 211H110V210H108ZM141 211H142V206H141V210H140V212H141ZM147 211H148V209H147ZM147 211H146V212H147ZM169 211H170V210H169ZM173 211H174V210H173ZM173 211H172V212H173ZM224 211H225V210H224ZM224 211H223V213H224ZM3 212H5V211H2V213H3ZM7 212H8V211H7ZM12 212H13V211H12ZM22 212H21V213H22ZM81 212H82V211H81ZM116 212H119V211H116V210H115V214L117 215ZM120 212H121V211H120ZM129 212H130V211H129ZM140 212H139V216H140ZM142 212H144V207H143V211H142ZM142 212H141V213H142ZM159 212H160V211H159ZM178 212H179V213H178ZM181 212H182V211H177V213H178L180 216L177 215V216H179V218L177 219V221L175 220V221H176L177 223H179V224L182 222L183 219H184V220H187V218H185V217L187 216V214H185L186 216L183 217L184 215H181V214H180ZM9 213H10V212H9ZM16 213H17V212H16ZM16 213H15V215H16ZM19 213H20V212H19ZM29 213H30V212H29ZM40 213H41V212H40ZM104 213H106V211H105ZM112 213H113V212H112ZM112 213H111V214H112ZM134 213H135V212H134ZM144 213H145V212H144ZM144 213H143L142 218L140 217V219H138V220L134 219V216H133L132 224H133L134 226H133V225L131 224V222H130L129 224H131V225H130L129 227H131V228H128V229H129L128 231L130 232V230H131V231L133 232V230H135V231L137 232V229H138V231H139L138 233H140V235H141V233H142V235L144 236L143 238L147 240V243H145L146 241H145L142 237H140V236H139V239H141V240H137V238L134 237V238H135V241H136V242H137V241H140V242H141L142 240H144L143 244L145 243L144 245L146 246V244H147V246L144 247V249L142 248L143 250L139 247L140 250H141V251H140L141 254H138V253H137V251H139L137 248H136L137 251H136L135 248H134V252H131V249H132V248H131V245H132L131 243H133L134 241L132 242V241L130 240V241H131V243H130V244H131V245H130V249H129V250L127 249V248L129 247V246L127 245L126 251H127V252L130 251V254L135 253V251H136V253H135V254H132V255H133V256L135 255L136 258H137V256H140V257L142 258V262H144V260H143L144 258H145V260H146V257H148V256L151 255V254H152V255H151V258L154 257V256L156 255L157 258H156V257H154V258H156V259L158 260V257H159V260H160V262H161L162 264H185V260H186V259H188V262H189V260H190L191 258H190L189 256H187L186 254H184V253H185L184 251H183L184 253L181 252V251H176V248H174L173 243H172V238H171V237L174 238V236H176V235L173 236V234H172V230H173V231H176V230H177V229L175 230L174 228H177L178 226H179V227L181 226V228H182V227L184 228L185 225H186V224H184V223H188L189 221H188V222L183 221L182 224H180V225L177 226V223L173 221V220H174V217H173V220H172V221L169 220V221H171L172 223H170V222H168V221H167L168 223H166V222H165V219L163 220L165 223H162V218H161V217L158 218V215H157V216H156V215H152L153 218H149V219H147V217L144 218V216H146V215H144ZM148 213H149V212H148ZM155 213H156V212H155ZM157 213H158V212H157ZM157 213H156V214H157ZM175 213H176V212H175ZM175 213H174V215H175ZM184 213H185V212H184ZM193 213H192V216H193V215L196 216V214H198V213H195V214H193ZM217 213H216V214H217ZM228 213H229V211H228ZM240 213H241V212H240ZM258 213H260V212L258 211ZM13 214H14V213H13ZM13 214H12V215H13ZM30 214H31V213H30ZM97 214H98V213H97ZM107 214H108V213H107ZM111 214H110V216H111ZM129 214H130V213H129ZM182 214H183V213H182ZM205 214H206V212H205ZM205 214L203 215V211H201V214H200V215L198 214L197 218H196V217L194 218V216H193V217H192L191 219H189V220H192V219H193V221H201L203 224H205V230H206V226L209 227V230H210V227H211V226H212L213 230H214L215 228H216V230H217V229H220V228H222V227H224V228L226 227V229H224V230H227V232H233V231H235V230H234L235 228H236V231H237V228H238V227H242L243 225H245L246 227L253 228L250 232H252V231L254 230V231H253L254 235H255V231H256L257 229H258V231H256L257 233L259 232V230H261V229H260V226H262V227L264 226V213L262 214V216H260V214H259V218H257L256 220L254 219V222L250 219L251 217H250V218L248 217V218H246V219H244V220H242V218H241V220L236 219V220H237V221H236L233 217H229V216H228V218H226L225 220H223L222 217L215 216L216 214L213 213L212 210L209 211V212H207V215H205ZM226 214H227V213H225V215H226ZM238 214H239V213H238ZM242 214H243V213H242ZM251 214H252V213H251ZM3 215H4V214H3ZM5 215H6V213H5ZM10 215H11V214H10ZM17 215H18V213H17ZM20 215H21V214H20ZM91 215H92V213H91ZM113 215H114V214H113ZM141 215H142V214H141ZM150 215H151V214H150ZM167 215H168V214H167ZM169 215H170V213H169ZM218 215H219V214H218ZM6 216L8 217V215H6ZM6 216H5V217H6ZM22 216H25V215H22ZM22 216H20V217H22ZM34 216H35V215H34ZM43 216H44V215H43ZM103 216H104V215H103ZM124 216H125V215H124ZM126 216H127V215H126ZM128 216H129V215H128ZM155 216H156V217H155ZM159 216H161L160 213H159ZM172 216H173V214H172ZM181 216L183 217V219H182ZM236 216H237V213H236ZM243 216H244V215H243ZM245 216H246V214H245ZM248 216H249V215H248ZM251 216H252V215H251ZM13 217H14V215H13ZM118 217H119V216H118ZM130 217H131V216H129V218H130ZM149 217H150V216H149ZM165 217L167 218V216H165ZM169 217H170V216H169ZM180 217H181V218H180ZM104 218H105L106 220H108L107 218H109V217L107 216V218H106V217H104ZM104 218H102L101 220H103V221L105 222ZM111 218H113V217H111ZM111 218H110V219H111ZM127 218H128V217H127ZM129 218H128V219H129ZM135 218H136V216H135ZM137 218H139V217L137 216ZM160 218H161V219H160ZM253 218H255V217H253ZM18 219H19V217H18ZM20 219H21V218H20ZM168 219H169V218H168ZM170 219H171V217H170ZM179 219L181 220V222L179 221ZM3 220H4V219H3ZM5 220H6V219H5ZM7 220H8V219H7ZM24 220H25V219H24ZM115 220H116V219H115ZM118 220H119V219H117V221H118ZM123 221H124V220H123ZM127 221H128V220H127ZM129 221H130V220H129ZM129 221H128V222H129ZM8 222H9V221H8ZM24 222H25V221H24ZM24 222H23V225H21V226H25V225H24ZM40 222H41V221H40ZM42 222H43V221H42ZM98 222H99V221H98ZM104 222H103V223H104ZM107 222H108V221H107ZM113 222H114V221H113ZM118 222H121V220L118 221ZM118 222H117V223H118ZM5 223H7V222H5ZM15 223H16V222H15ZM30 223H31V222H30ZM43 223H44V222H43ZM101 223H102V222H101ZM103 223H102V224H103ZM115 223H116V222H115ZM115 223H114V224H115ZM125 223H126V221H125ZM125 223H123V225H124ZM175 223H176V224H175ZM190 223H192V222L190 221ZM195 223H196V222H195ZM199 223H200V222H199ZM199 223H198V225H199ZM202 223H200L201 226H203ZM10 224H11V223H10ZM32 224H33V223H31V225H32ZM114 224H112V225H114ZM129 224H128V225H129ZM168 224H172V225H168ZM8 225H9V223H8ZM15 225H16V224H15ZM15 225H14V227H13L14 229H15V227H16ZM35 225H36V224H35ZM42 225H43V224H42ZM110 225H111V224H110ZM112 225H111V226H112ZM118 225H119V223H118ZM120 225H121V223H120ZM120 225H119V226H120ZM135 225H136V226L138 225L137 228H135V227H136ZM175 225H176V227H175ZM9 226H10V225H9ZM26 226H27V224H26ZM92 226H93V225H92ZM116 226H117V225H116ZM188 226L190 227L191 224L188 225ZM27 227H28V226H27ZM29 227H30V226H29ZM33 227H34V225H33ZM38 227H39V226H37V229H38ZM120 227H121V226H120ZM122 227H123V226H122ZM189 227H188V228H189ZM192 227L194 228V226H192ZM203 227H204V226H203ZM203 227H200V226H199V227H197V229H200V228H203ZM208 227H207V229H208ZM9 228H10V227H9ZM18 228H19V227H18ZM134 228H135V229H134ZM190 228H191V227H190ZM190 228H189V229H190ZM256 228H257V229H256ZM84 229H85V228H84ZM89 229H90V228H88L87 231H88V232H90V231L92 232V230L89 231ZM116 229H117V228H116ZM124 229H125V228H124ZM179 229H180V228H179ZM203 229H204V228H203ZM222 229H223V228H222ZM222 229H221L220 231H222ZM255 229H256V230H255ZM11 230H12V229H11ZM18 230H19V229H18ZM20 230L23 231V229H20ZM35 230H36V226H35ZM85 230H86V229H85ZM122 230H123V228H122ZM180 230H181V229H180ZM201 230H202V229H201ZM201 230H200V231H201ZM249 230H250V229H249ZM6 231H7V230H6ZM8 231H10V230H8ZM15 231H16V230H14V232H15ZM22 231H20V232H22ZM36 231H37V230H36ZM123 231H124V230H123ZM197 231H198V230H197ZM202 231H203V230H202ZM262 231H263V230H262ZM1 232H2V231H1ZM121 232H122V231H121ZM124 232H125V231H124ZM180 232H181V231H180ZM183 232H184V231H182V233H183ZM198 232H199V231H198ZM222 232L224 233V231H222ZM222 232H221V233H222ZM225 232H226V231H225ZM8 233L10 234V232H8ZM15 233H16V232H15ZM17 233H18V232H17ZM29 233H31V231H29ZM40 233H41V232H40ZM110 233H111V232H110ZM122 233H123V232H122ZM134 233H135V232H134ZM206 233H207V231H206ZM215 233H218V231L215 232ZM1 234H2V233H1ZM42 234H43V232H42ZM83 234L85 235V233H83ZM93 234H94V229H93ZM98 234H99V233H98ZM126 234L128 235L127 232H126ZM150 234H151V235H150ZM174 234H178V233H174ZM208 234H209V233H208ZM210 234H211V233H210ZM212 234H213V232H212ZM231 234H232V233H231ZM248 234H250V233H248ZM260 234H261V233L259 232V235H260ZM263 234H264V233H262L261 236H262ZM16 235H17V234H16ZM32 235H33V234H32ZM101 235L104 236V234H101ZM101 235L99 234V235H97V237H98V238H101ZM105 235H106V234H105ZM116 235H117V238H118V236H119L120 234H119V235L116 234ZM129 235H132V236H131V237H132V240H134V238H133V235H134V234L132 233V234H129ZM149 235H150V238H151V239H150V238L147 239ZM213 235H214V234H213ZM256 235H257V234H256ZM14 236H15V235H14ZM18 236H19V234H18ZM28 236H29V235H28ZM30 236H31V234H30ZM106 236H107V235H106ZM106 236H105V237H106ZM114 236H115V235H114ZM134 236H135V235H134ZM151 236H152V237H151ZM188 236H190V235H188ZM211 236H212V235H211ZM251 236H252V235H251ZM1 237H2V236H1ZM16 237H17V236H16ZM109 237H110V236H109ZM119 237H122V236L120 235ZM131 237H130V239H131ZM136 237H137V236H136ZM217 237H218V236H217ZM225 237H226V236H225ZM10 238H11V237H10ZM35 238H37V237H35ZM40 238H42V237H40ZM44 238H45V237H44ZM92 238H93L94 240L96 239V238H94V236H93ZM98 238H97V240H99ZM102 238H103V237H102ZM106 238H107V237H106ZM112 238H113V236H112ZM115 238H116V237H114V239H115ZM175 238H176V237H175ZM178 238H179V236H178ZM199 238H200V237H199ZM209 238H210V237H209ZM223 238H224V237H223ZM261 238H263V236H262ZM0 239H1V238H0ZM11 239H12V238H11ZM18 239H19V238H18ZM31 239H32V238H31ZM37 239H38V238H37ZM107 239H108V238H107ZM114 239H113V241H114ZM122 239H126L125 242L129 241V240H128L129 238L127 239L126 237H125V238H122ZM217 239H218V238H217ZM255 239L257 240L258 237L256 236ZM259 239H260V237H259ZM2 240H3V239H2ZM8 240H9V239H8ZM13 240H14V239H13ZM19 240L22 241V239H19ZM19 240H18V241H19ZM23 240H24V239H23ZM39 240H40V239H39ZM45 240H47V238H46ZM85 240H86V238H85ZM91 240H92V239H91ZM94 240H93V241H94ZM97 240H96V241H97ZM116 240L119 241V240H121V239H120V238H119V239H115V241H116ZM202 240H203V239H202ZM260 240H261V239H260ZM3 241H4V240H3ZM21 241H20V242H21ZM28 241H29V239H28ZM31 241H34V240H31ZM31 241H30L29 243H31ZM41 241H43V239H42ZM86 241H87V240H86ZM96 241H95V242H96ZM104 241H106V240L104 239ZM108 241H110V240H108ZM179 241H180V240H179ZM204 241H205V240H203V242H204ZM214 241H215V240H214ZM217 241H218V240H217ZM217 241H216V242H217ZM6 242H7V241H5V243H6ZM12 242H13V241H12ZM12 242H11V243H12ZM34 242H35V241H34ZM49 242H50V241H49ZM49 242H47V243H49ZM116 242H117V241H116ZM125 242H124V245H126ZM176 242H177V241H176ZM260 242H261V241H260ZM0 243H3V242H0ZM5 243H4L3 245H5ZM23 243H25V242H23ZM23 243H22V244H23ZM27 243H28V242H27ZM42 243H43V242H42ZM88 243H89V242H88ZM104 243H105V242H104ZM107 243L111 245V242H107ZM107 243H106V244H107ZM134 243H135V242H134ZM7 244H8V243H7ZM31 244H32V243H31ZM43 244H44V243H43ZM86 244H87V243H86ZM96 244H98V243L96 242ZM106 244H103V245H106ZM112 244H113L112 246H113V248H114V246H115L116 244L114 245L113 242H112ZM117 244H118V242H117ZM120 244H123L122 241H121V243H120V241H119V245H120ZM127 244H128V243H127ZM140 244H141V247L144 246L142 243H140ZM28 245H29V244H28ZM28 245H27V246H28ZM47 245H48V244H47ZM52 245H53V244H52ZM94 245H95V244H94ZM133 245H134V244H133ZM133 245H132V246H133ZM135 245H137V244H135ZM135 245H134V246H135ZM142 245H143V246H142ZM152 245H153V247H154L155 250H152V248L149 250V247H150V246L152 247ZM215 245H216V244H215ZM7 246H8V245H7ZM41 246H42V245H41ZM89 246H91V249H90V250H92V247H94L93 245H89ZM89 246H88V247H89ZM98 246H99V245H98ZM100 246H102L101 243H100ZM112 246H107V245H106L107 250L110 249L109 247H112ZM116 246L119 247L118 245H116ZM116 246H115V247H116ZM179 246H180V245L178 244V247H179ZM9 247H11V246H9ZM29 247H30V246H29ZM29 247H28V248H29ZM31 247H32V246H31ZM38 247L41 248L39 245H38ZM45 247H46V245H45ZM45 247H44V249H45ZM48 247H50V246H48ZM52 247H53V246H51V248H52ZM103 247L105 248V246L99 247V248H100V252H97L98 248H97V245H96V248H97L96 252H95V250L93 249L95 253L91 252V254H90V252H88V253H89L88 255L86 254V252H87V251H86V252L84 253V255H86L85 257L89 259L87 262H89V261L91 262V259H94V260L97 262V260L99 261V258H101V257H102L103 259H104V258L106 259L107 257L104 255V253H106V252H105L104 250L101 249V248H103ZM117 247H116V248H117ZM120 247H121V246H120ZM124 247H125V246H124ZM136 247H137V246H136ZM6 248H7V247H6ZM18 248H19V247H17V249H18ZM33 248H35V247H33ZM33 248H31V249H33ZM42 248H43V247H42ZM51 248H50V249H51ZM113 248H112V249H113ZM121 248H122L123 251H125V248H123V247H121ZM121 248H120V249H121ZM179 248H180V247H179ZM179 248H178V249H179ZM12 249H14V248H12ZM12 249H11V252H10V253H12ZM17 249H16V250H17ZM31 249H30V250H31ZM36 249H37V248H36ZM114 249H115V248H114ZM147 249H148L149 251H148ZM180 249H181V248H180ZM0 250H1V248H0ZM3 250H4V249H3ZM7 250H9V249H7ZM19 250H20V249H18V251H19ZM22 250H23V249H22ZM25 250H27V249H25ZM25 250H24V251H25ZM39 250L42 251V249H39ZM45 250H46V249H45ZM105 250H106V248H105ZM122 250H121V251H122ZM187 250H188V249H187ZM1 251H2V250H1ZM18 251L15 252V253H18V254H16L17 256L19 255V257L16 258V259H18L16 262L19 261V258H20V255H21V252L19 251V252H20V253H19ZM36 251H37V250H36ZM43 251H44V250H43ZM49 251H50V250L48 249V252H49ZM83 251H84V250H83ZM98 251H99V250H98ZM108 251H109V250H108ZM111 251H112V250H111ZM114 251L116 252V250H114ZM119 251H120V250H119ZM121 251H120V252H121ZM126 251H125V256H124V257H126ZM132 251H133V249H132ZM258 251H259V250H258ZM13 252H14V251H13ZM26 252H28V250H27ZM54 252H55V251H54ZM54 252H53V253H54ZM80 252H82V251H80ZM109 252H110V251H109ZM115 252L112 251V253H115ZM259 252H260V251H259ZM4 253H5V251H4ZM4 253H3V256L7 257L6 255H4ZM7 253H8V252H7ZM10 253H9V254H10ZM15 253H13V255H14ZM24 253H25V252H24ZM28 253H29V252H28ZM36 253H37V255H38V252H36ZM43 253L46 254L45 252H43ZM43 253H42V254H43ZM50 253H51V252H50ZM53 253H51V254H53ZM75 253H76V252H75ZM92 253H93V255H92ZM117 253H118V250H117ZM260 253H262V251H261ZM40 254H41V252H40ZM54 254H55V253H54ZM58 254H59V253H58ZM58 254H57V255H58ZM60 254H61V253H60ZM77 254H78V253H76V255H77ZM109 254H110V253H109ZM109 254H108V256H109ZM121 254H122V253H121ZM121 254L119 253V255H121ZM128 254H129V253H128ZM0 255H1V254H0ZM10 255H11V254H10ZM13 255H12V257H16V255H15V256H13ZM46 255H47V254H46ZM48 255H49V254H48ZM55 255H56V254H55ZM65 255H66V254H65ZM82 255H83V253H82ZM91 255H92V256H91ZM110 255H111V254H110ZM119 255H114V256H116V257L118 256V257L116 258V261L119 259V257H120ZM132 255H130L131 257L128 255V256H127L128 259H129V257H130V259H131V258H132ZM153 255H154V256H153ZM258 255H260V254H258ZM21 256H22V255H21ZM39 256H40V255H39ZM39 256H38V258H40ZM77 256H78V255H77ZM88 256H90L91 258H89ZM192 256H193V255H192ZM5 257H4V258H5ZM31 257H32L33 260H34V257H33V256H31ZM43 257H44V256H43ZM45 257H47V256H45ZM58 257H59V256H58ZM74 257H75V256H74ZM78 257H79V258L81 257L82 259L85 258V257L83 258L81 255H79ZM140 257H139V258H140ZM194 257H196V256H193L192 259H193ZM38 258H37V259H38ZM49 258H50V257H49ZM56 258H57V257H56ZM56 258H54V259L52 258L53 262H52L51 258H50L49 261H51L52 264H53V263L56 264V262H55V259H56ZM59 258H60V257H59ZM65 258H67V257L65 256ZM79 258H78V259H79ZM102 258L100 259V261L102 260ZM109 258H110V257H109ZM109 258H108V259H109ZM113 258H114V257H113ZM120 258H121V257H120ZM136 258H135V261H136ZM197 258H198V256H197ZM0 259H1V258H0ZM30 259H31V258H30ZM41 259H42V257L40 258V260H41ZM43 259H45V258H43ZM68 259H70V258H68ZM75 259H77V258H75ZM78 259H77V261H78ZM263 259H264V258H263ZM263 259H262V260H263ZM5 260H7V259L5 258ZM14 260H15V259H13L12 262H15ZM21 260L24 261V259H21V258H20V261H21ZM38 260H39V259H38ZM40 260H39V261H40ZM66 260H67V259H66ZM110 260L112 261V259H110ZM113 260H115V259H113ZM122 260H124V259H122ZM132 260H134V258H132L131 261H132ZM139 260H141V259H139ZM152 260H153V259H152ZM159 260H158V262H159ZM193 260H194V259H193ZM258 260H259V259H258ZM260 260H261V259H260ZM7 261H8V260H7ZM25 261H27V260L25 259ZM25 261H24V263H25ZM30 261H31V260H30ZM42 261H43V260H42ZM45 261L49 262V261L47 260V258H46V260H44V262H45ZM56 261H57V260H56ZM60 261H61V260H60ZM60 261H59V262L57 261V262L60 263ZM73 261H75V260L73 259ZM77 261H76V262H77ZM80 261H81V260H79L78 262H80ZM85 261H86V259H85ZM95 261H94V262H95ZM107 261H108V262L105 261L104 263H105V264H106V263H107V264L110 263L109 260H107ZM116 261H113V263H115V264L118 263V261H117V262H116ZM119 261H120V259H119ZM127 261H128V260H127ZM146 261H148V260H146ZM150 261H151V259H150ZM190 261H192V260H190ZM195 261H196V259H195ZM2 262H3V261H2ZM4 262H5V261H4ZM8 262H10V261H8ZM16 262H15V263H16ZM21 262H22V261H21ZM35 262H36V261H35ZM51 262H50V263H51ZM69 262H70V261H69ZM81 262H82V261H81ZM81 262H80V263H81ZM92 262H93V260H92ZM92 262H91V264H94V262H93V263H92ZM120 262H121V261H120ZM120 262H119V264H120ZM123 262H125V261H123ZM128 262H129V261H128ZM137 262H138V264H139L138 259H137ZM137 262H135V263L137 264ZM142 262H141L140 264H142ZM148 262H149V261H148ZM152 262H153V261H152ZM154 262H155V261H154ZM156 262H157V261H156ZM261 262H262V261H261ZM261 262H259V263H261ZM0 263H1V261H0ZM5 263H7V262H5ZM45 263H46V262H45ZM58 263H57V264H58ZM64 263H65V262H63V264H64ZM80 263H78V264H80ZM97 263H98V262H97ZM100 263L102 264V261H101ZM111 263H112V262H111ZM111 263H110V264H111ZM121 263H122V262H121ZM125 263H126V262H125ZM161 263H159V264H161ZM1 264H3V263H1ZM10 264H11V263H10ZM12 264H13V263H12ZM16 264H17V263H16ZM18 264H19V263H18ZM22 264H23V263H22ZM26 264H28V262H26ZM30 264H32V263H30ZM33 264H34V263H33ZM46 264H48V263H46ZM61 264H62V263H61ZM82 264H85V262L83 261ZM89 264H90V263H89ZM127 264H129V263H127ZM130 264H133V262H131ZM144 264H145V263H144ZM155 264H156V263H155ZM186 264H187V261H186ZM257 264H258V263H257ZM261 264H264V262L261 263Z\"/></svg>",
    "mask_w": 264,
    "mask_h": 264
}]
</instances>
